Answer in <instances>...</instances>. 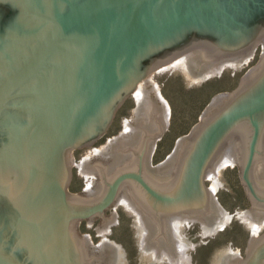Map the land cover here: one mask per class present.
<instances>
[{"label": "water", "instance_id": "obj_1", "mask_svg": "<svg viewBox=\"0 0 264 264\" xmlns=\"http://www.w3.org/2000/svg\"><path fill=\"white\" fill-rule=\"evenodd\" d=\"M51 1L54 16L20 0L33 22L49 21L52 27L0 85V264H119L126 260L124 244L90 246L92 241H81L78 231L81 219L101 214L115 202L142 211L145 251H159L156 263L168 248L170 264H192L186 251H197L195 246L169 223L180 228L178 223H203L207 218L202 237H215L218 226L229 225L230 214L206 185L221 157H227L224 166L240 165L252 208L242 223L263 229L264 53L233 91L212 99L200 122L178 141L172 157L154 167L155 141L164 137L170 105L159 86L141 88L139 82L147 85L151 72L167 69L162 66L177 55L153 60L138 74L134 60L152 43L182 33L184 26L213 22L216 41H205L207 50L198 52V58L182 57L173 70L187 66V74H196V83L220 78L221 71L250 60L248 55L232 56L264 40V29L248 28L211 2L152 10L149 4L144 7L151 0H87L66 12L61 0ZM132 3L134 12L114 19L107 28L103 11ZM93 15L101 25L99 46L85 35ZM56 50L62 54L59 66L34 83L27 102L13 113L9 103L16 92L40 75ZM135 94L142 104L139 119L128 121V135L116 140L108 154L99 151L98 159L81 164L90 198L72 195L70 151L82 147L87 130L94 135L88 145L103 136L118 107ZM20 111L27 121L18 119ZM116 220L113 215L99 220V231L107 234L109 223L115 225ZM249 247L247 257L236 264H264V233Z\"/></svg>", "mask_w": 264, "mask_h": 264}, {"label": "rangeland", "instance_id": "obj_2", "mask_svg": "<svg viewBox=\"0 0 264 264\" xmlns=\"http://www.w3.org/2000/svg\"><path fill=\"white\" fill-rule=\"evenodd\" d=\"M260 51L255 60L221 71L220 78L196 83V74H187V66L173 70L181 57L168 65L167 69L159 73L151 72L147 85L139 82L141 88L159 86L158 92L170 105L164 137L155 141L152 167L172 157L178 141L190 134L200 122L213 98L230 93L240 84L246 73L259 63ZM139 104L142 102L136 94L129 96L112 126L109 142L105 145L101 141L93 148L108 154L110 147H116L115 141L128 135V121L133 123L139 119ZM98 158L72 159L76 180L72 195H80L76 191L85 192L86 175L81 164ZM220 162V167H217L216 173L214 171L206 185L215 192L216 201L230 214L229 225L218 226L215 237H202L204 223H178L180 228H176V223H169L172 231L184 232V241L192 242L195 246L197 251H186V255H192V264H223L224 258L230 255V244L239 248L246 247L250 245L251 239L261 235L260 229H254L256 223H242L243 215L252 208L239 163L224 166L227 157H221ZM215 183L217 186L213 188ZM128 206L130 203L118 206L116 224L109 223L107 234L99 231L97 220L92 229L87 228L81 232V241H92L90 246L111 241L112 246L124 244L126 260H121L119 264H170L165 251L168 248L161 252V263H156L159 251H145L146 238L141 230V212L129 209ZM115 208L110 207L107 215L109 212L112 215ZM212 247H223L224 250Z\"/></svg>", "mask_w": 264, "mask_h": 264}, {"label": "flooded vegetation", "instance_id": "obj_3", "mask_svg": "<svg viewBox=\"0 0 264 264\" xmlns=\"http://www.w3.org/2000/svg\"><path fill=\"white\" fill-rule=\"evenodd\" d=\"M39 1L41 3H38L37 0H28L34 11L41 13L43 12L46 15L54 16V6L52 4V1ZM85 1L87 0H61L63 9L66 12L70 11L73 6H78ZM200 2L204 4L211 2V4L221 6L230 14L234 15V17L240 20L248 28H254L255 26H258L264 29V0H151L146 3L144 7H147L149 4L152 10H157L160 6L164 9L168 6L184 7L185 9H187L189 4L194 3L195 5ZM135 6L136 3H132L131 5H121L119 7L110 8L103 11L102 16L104 19V24L107 26V28H112L114 19L124 15H131L134 12ZM144 7L142 8V10L144 9ZM32 17L35 18L34 16ZM51 27L52 23L49 21L38 19V21L33 22L31 16L27 13L20 0H0V85L5 81L7 75L13 74L32 55L34 48H36L40 44L39 41L41 40L42 36L47 34ZM100 28L101 25L98 22L97 17L94 15L90 17L85 26V29L87 30L85 35L90 40V42L93 43V45L95 44L96 46H99L102 41V36L99 33ZM32 29L36 32H34ZM78 34L79 32L73 33V35L76 36ZM81 35L82 33L80 34V36ZM217 36V27L213 24V22H203L198 26H192L191 24H189L188 26H184V30L182 33L178 34L175 37L167 39L164 43H152L151 41V47L146 49L145 54L141 53L135 57V74L141 72L144 67L150 64L153 60H166L170 56L177 55L169 63L162 66L165 67L173 63L175 60L188 55H190V57L192 56L193 58H198V52L207 50L209 47V45L205 44L204 42L206 41L207 43L208 41L210 42L209 44H213V42L216 41ZM33 37L35 40H33ZM64 41H67V39H65ZM258 50H261L259 53V57L261 58L262 53L264 52V40L259 42L255 47H253V49L232 57H235L234 59H237L241 56L248 55L250 57V60H255L258 56ZM60 55L62 54L57 53L56 50L55 53L51 56L46 68L40 73V75L29 80V82H27L23 88L19 89L16 92L17 96L9 103L15 108V110H12L13 113L19 111L18 108L23 106L27 102L28 96H26V93L28 92V90H31L34 83L37 82L40 77L44 78L45 76L46 78L48 76H51V73L54 72L53 69L56 68V66H59L58 61ZM86 71L87 70L84 69V72ZM156 72H158V70L154 71V73ZM127 85L128 84H126L125 86ZM127 100L128 97L118 107L114 119L111 122L110 126L107 128L104 135L99 137V139H97V141H95L91 145H88L87 142L94 135L90 136V132L89 130H87L88 133L83 135V138L81 139L82 142H80L82 143V147H76L72 151H70L71 159H76L78 157H98L101 155L99 151L93 147L99 145L101 141H103L105 145L109 142V136L112 133V126L117 120L120 109L125 105ZM17 113V117L19 120H28L25 112L20 111ZM9 118L12 119L13 114H11ZM73 172V168L71 167L72 176L68 187L71 191H75L76 186L75 175ZM76 192L82 196L90 198V192ZM112 205L116 206V208L112 210V215L118 216V206H120L121 203L119 204L118 202H115ZM109 208L105 209L101 214L94 215L91 218L81 219L82 221H87V223L91 222V225L89 223L87 225L80 222V224L78 225V231L82 232L87 228L92 229L91 227L95 225L97 220H104L106 217H108V215L111 216L110 212L108 213V215L106 214ZM128 208L134 209L131 206H128ZM185 219L184 221H187ZM203 220L204 224L208 221L207 218H204ZM259 233H264V229H260ZM202 234H206L205 230H202ZM249 246L242 248H239L238 246L229 247L230 249L228 252L231 255L225 257V264H236L238 262L241 263V261L247 257V253L250 249ZM213 249L224 250L223 247H215Z\"/></svg>", "mask_w": 264, "mask_h": 264}, {"label": "bare ground", "instance_id": "obj_4", "mask_svg": "<svg viewBox=\"0 0 264 264\" xmlns=\"http://www.w3.org/2000/svg\"><path fill=\"white\" fill-rule=\"evenodd\" d=\"M227 163V162H226ZM220 164H221V162H220ZM223 164H225V162L223 163ZM218 167H220V165L218 166ZM215 173H216V171H215ZM219 173V172H218ZM212 177V176H211ZM214 178V177H213ZM218 183V182H217ZM215 185H216V183L213 185V188H215ZM217 186V185H216ZM214 190V189H213ZM212 191V190H211ZM139 212H141V215H142V211H139ZM142 217V216H141ZM179 232V231H178ZM166 252H167V250H165ZM249 258H250V256H249Z\"/></svg>", "mask_w": 264, "mask_h": 264}]
</instances>
